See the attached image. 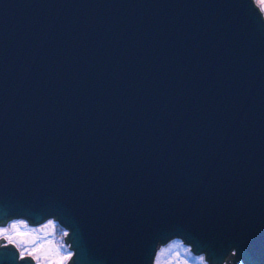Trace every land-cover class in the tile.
Listing matches in <instances>:
<instances>
[{
	"label": "water",
	"instance_id": "obj_1",
	"mask_svg": "<svg viewBox=\"0 0 264 264\" xmlns=\"http://www.w3.org/2000/svg\"><path fill=\"white\" fill-rule=\"evenodd\" d=\"M16 218L62 226L65 264H153L172 238L264 264L253 0H0V226ZM0 264L25 262L0 244Z\"/></svg>",
	"mask_w": 264,
	"mask_h": 264
},
{
	"label": "rangeland",
	"instance_id": "obj_2",
	"mask_svg": "<svg viewBox=\"0 0 264 264\" xmlns=\"http://www.w3.org/2000/svg\"><path fill=\"white\" fill-rule=\"evenodd\" d=\"M257 6L260 8L264 17V4L258 3L254 0ZM12 224H16L15 229L11 228ZM8 228L9 233L5 235H12L14 243L20 244L21 250L24 248L32 249L36 248L37 251L33 252L31 257L35 264H65L68 259H63L62 262H58L59 254L58 251L63 250L66 254L70 250L63 245H58L55 240L59 239L63 241L66 230L63 229V235L57 237L56 232L53 229L52 219H46L41 223V226L27 227V223L22 218H16L8 220L5 227ZM1 239V238H0ZM5 241L0 242L4 244ZM66 245V244H65ZM189 246L182 243L177 238H172L166 243L162 244L158 255L154 256L153 264H207V262L201 257L202 254L195 255L189 250ZM204 258V257H203ZM237 261L236 264H238Z\"/></svg>",
	"mask_w": 264,
	"mask_h": 264
},
{
	"label": "snow or ice",
	"instance_id": "obj_3",
	"mask_svg": "<svg viewBox=\"0 0 264 264\" xmlns=\"http://www.w3.org/2000/svg\"><path fill=\"white\" fill-rule=\"evenodd\" d=\"M258 3L264 4V0H257ZM17 227L16 224H12L11 228L15 229ZM6 233H9V229L8 228H0V238H3L5 240V244L4 246L7 247L9 244L14 243L12 235H5ZM67 235V233H66ZM37 251L36 248H32V249H27L24 248L22 250H19L18 252V258L20 261H24L25 264H29L28 262V257L32 255L33 252ZM73 256V253L71 252H67L66 256H64L62 259H71ZM201 259L203 260L204 258L201 257Z\"/></svg>",
	"mask_w": 264,
	"mask_h": 264
},
{
	"label": "trees",
	"instance_id": "obj_4",
	"mask_svg": "<svg viewBox=\"0 0 264 264\" xmlns=\"http://www.w3.org/2000/svg\"><path fill=\"white\" fill-rule=\"evenodd\" d=\"M253 2H254V5L259 9V11L261 12V10H260V8L257 6V4L255 3V1L253 0ZM261 15H262V17H263V14H262V12H261ZM263 19H264V17H263ZM12 220V219H11ZM25 222L27 223V221L25 220ZM52 223H53V229H54V231L56 232V235H57V237H59V236H62L63 235V227L62 226H60L56 221H54V220H52ZM5 225H6V223L3 225V226H0V228H2V227H5ZM41 225H38V228L40 227ZM27 227H31V226H29L28 224H27ZM37 227V226H36ZM65 236V235H64ZM3 239V238H2ZM178 240H180V239H178ZM5 241V240H4ZM182 241V240H181ZM55 243H58V245H63V246H66L67 248H68V246H69V244L68 243H66V245H65V243H64V241H60L59 239H57V240H55ZM5 244V243H4ZM14 246H15V248L17 249V251L19 252V250H21V248H20V244H16V243H12ZM161 246L162 245H160L158 248H157V250H156V253H155V255L157 256L158 255V252H159V250H160V248H161ZM62 249L63 250H59L58 251V254H59V260H58V262H62V258L64 257V256H66V253L65 252H63L64 251V247H62ZM190 249V248H189ZM70 250V249H69ZM70 252L72 253V251L70 250ZM29 257H31V256H29ZM33 257V256H32ZM31 257V259L33 260V258ZM239 262H238V264H242L241 263V261L240 260H238Z\"/></svg>",
	"mask_w": 264,
	"mask_h": 264
},
{
	"label": "flooded vegetation",
	"instance_id": "obj_5",
	"mask_svg": "<svg viewBox=\"0 0 264 264\" xmlns=\"http://www.w3.org/2000/svg\"><path fill=\"white\" fill-rule=\"evenodd\" d=\"M32 264H35L34 260H33V263Z\"/></svg>",
	"mask_w": 264,
	"mask_h": 264
}]
</instances>
